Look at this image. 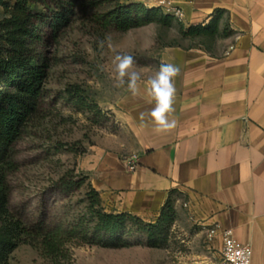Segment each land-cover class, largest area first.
I'll use <instances>...</instances> for the list:
<instances>
[{
	"label": "rangeland",
	"instance_id": "rangeland-1",
	"mask_svg": "<svg viewBox=\"0 0 264 264\" xmlns=\"http://www.w3.org/2000/svg\"><path fill=\"white\" fill-rule=\"evenodd\" d=\"M35 1L31 23L38 39L32 50L46 61L48 76L39 111L0 163L6 197L0 236L16 243L7 264H218L208 228L184 211L176 210L166 247H149L135 228L122 233L117 247L103 246L93 236L91 182L80 163L107 134L119 132L115 111L129 91L114 86L115 54L134 57L142 82L159 69L166 49L207 48L221 45L224 37H184L178 18L168 28L152 24L119 32L108 26L107 16L119 5L146 0ZM61 15L69 23L57 26ZM8 16L0 6V24ZM107 37L115 53L107 43L98 46ZM101 207L113 212L103 201Z\"/></svg>",
	"mask_w": 264,
	"mask_h": 264
},
{
	"label": "crops",
	"instance_id": "crops-1",
	"mask_svg": "<svg viewBox=\"0 0 264 264\" xmlns=\"http://www.w3.org/2000/svg\"><path fill=\"white\" fill-rule=\"evenodd\" d=\"M146 0L175 15L186 27L208 25L216 10L227 11L234 35L221 45L168 48L162 62L180 67L176 127L154 131L147 115L154 106L141 82L115 114L118 133L91 147L81 163L104 206L155 222L172 191L175 209L208 230L218 225L249 245L252 264H264V0ZM137 155V168L127 162ZM223 250L221 233L214 238Z\"/></svg>",
	"mask_w": 264,
	"mask_h": 264
},
{
	"label": "trees",
	"instance_id": "trees-1",
	"mask_svg": "<svg viewBox=\"0 0 264 264\" xmlns=\"http://www.w3.org/2000/svg\"><path fill=\"white\" fill-rule=\"evenodd\" d=\"M35 0H0L8 18L0 24L3 34H0V163L7 157L12 147L22 136L27 125L39 111L46 82L47 63L39 60L32 50L38 36L37 29L31 23V10ZM227 11L216 10L211 22L186 28L182 23L180 33L187 38L219 37L234 35L228 25L221 31V24L227 16ZM108 26L119 32H127L152 24L171 27L177 20L174 15L166 14L160 7L149 8L142 3L119 5L108 16ZM65 15L57 18L56 25L68 24ZM93 205L91 215L94 221L93 236L99 238L105 247H117L115 243L123 232L137 229L146 236L147 244L152 248L166 247L171 230L177 218L175 204L177 191H172L155 222H146L131 213L106 212L102 207L100 194L91 185ZM6 207V197L0 190V213ZM111 243H106L105 238ZM50 242V238H49ZM54 252L56 245L48 244ZM16 248V243L8 237L0 236V264H7L8 256Z\"/></svg>",
	"mask_w": 264,
	"mask_h": 264
},
{
	"label": "clouds",
	"instance_id": "clouds-1",
	"mask_svg": "<svg viewBox=\"0 0 264 264\" xmlns=\"http://www.w3.org/2000/svg\"><path fill=\"white\" fill-rule=\"evenodd\" d=\"M107 43L110 51L116 52V48L111 41V37L106 40H100L98 46L103 49ZM114 66V86L123 88L133 95L137 96L141 90V74L135 70V59L131 55L115 54L112 59ZM181 69L173 63L162 62L155 74L144 82L143 87L146 92L148 102L154 106L145 114H140L143 121L145 116L151 118L155 125L154 131L157 133H166L173 130L177 121L169 117L175 112L174 104L177 94L175 79L180 75Z\"/></svg>",
	"mask_w": 264,
	"mask_h": 264
},
{
	"label": "built area",
	"instance_id": "built-area-1",
	"mask_svg": "<svg viewBox=\"0 0 264 264\" xmlns=\"http://www.w3.org/2000/svg\"><path fill=\"white\" fill-rule=\"evenodd\" d=\"M153 1L161 4L159 0ZM174 16L181 17L182 15L180 11H176ZM137 158V155H133L127 162L129 169L132 171L138 166ZM218 233H221L223 240V250L218 264H252L253 252L249 245L243 244L236 239L232 230L221 231L218 225L211 226L209 238L214 240Z\"/></svg>",
	"mask_w": 264,
	"mask_h": 264
}]
</instances>
